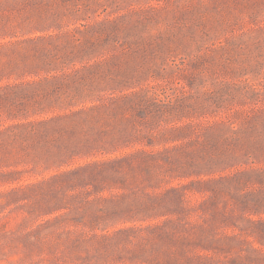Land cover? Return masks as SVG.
Masks as SVG:
<instances>
[{"label": "rangeland", "instance_id": "374dc122", "mask_svg": "<svg viewBox=\"0 0 264 264\" xmlns=\"http://www.w3.org/2000/svg\"><path fill=\"white\" fill-rule=\"evenodd\" d=\"M0 264H264V0H0Z\"/></svg>", "mask_w": 264, "mask_h": 264}]
</instances>
